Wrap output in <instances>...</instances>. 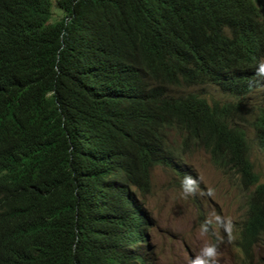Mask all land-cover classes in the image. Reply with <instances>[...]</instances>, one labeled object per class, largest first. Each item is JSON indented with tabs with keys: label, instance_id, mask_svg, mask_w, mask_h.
I'll use <instances>...</instances> for the list:
<instances>
[{
	"label": "trees",
	"instance_id": "trees-1",
	"mask_svg": "<svg viewBox=\"0 0 264 264\" xmlns=\"http://www.w3.org/2000/svg\"><path fill=\"white\" fill-rule=\"evenodd\" d=\"M262 59L264 0H0V264H145L130 190L198 150L245 193L249 259L264 183L240 99ZM251 127L264 153V104Z\"/></svg>",
	"mask_w": 264,
	"mask_h": 264
},
{
	"label": "rangeland",
	"instance_id": "rangeland-1",
	"mask_svg": "<svg viewBox=\"0 0 264 264\" xmlns=\"http://www.w3.org/2000/svg\"><path fill=\"white\" fill-rule=\"evenodd\" d=\"M52 11L56 16L54 7ZM196 92L218 101L229 99L212 87L199 88ZM240 102V120L249 139V158L260 183H264V153L255 144L251 127L256 110L264 104V85L259 92ZM185 163L199 178L200 190L197 194L185 197L180 185L173 184V174L157 166L151 173L149 196H137V201H144L145 212L150 218L147 246L139 251L150 264H190L199 249L210 242L219 247L217 264H243L236 242L245 217V193L239 189L235 177L218 170L203 150L192 152L185 158ZM215 214L232 218L236 231L231 242L215 225L207 238L199 235L197 229L200 223ZM251 253L250 262L246 264H264V237Z\"/></svg>",
	"mask_w": 264,
	"mask_h": 264
},
{
	"label": "clouds",
	"instance_id": "clouds-1",
	"mask_svg": "<svg viewBox=\"0 0 264 264\" xmlns=\"http://www.w3.org/2000/svg\"><path fill=\"white\" fill-rule=\"evenodd\" d=\"M255 78L256 79H255L254 83H256V82H263V83L258 85L257 88L253 92L249 93L248 95H245V97H243V98H246V97H248L250 95H253V94L259 92L261 90L262 86L264 85V59L260 60L258 62V64H257V66H256ZM207 87H211V86H207ZM212 88H215V87L213 86ZM226 97H228V96H226ZM184 163H185V160H184ZM163 168H165V167H163ZM184 168H185L184 170L186 171L187 174H185L183 176L181 181L179 180V178H177V176L175 174H173V172L171 170H169L167 168L166 169L169 170L174 176L173 184L180 185V188H181V191H182L183 195L185 197H188V196L195 195V194H197L199 192L200 183H199V178L195 177V174L192 173V171L188 169L187 165ZM221 172H223V171H221ZM223 173H226V172H223ZM229 174L232 175V173H229ZM237 182H238V180H237ZM238 186H239V183H238ZM239 189H240V187H239ZM130 191L132 193H134V195L136 196V201H137V196H139L140 198H144V197L149 196V194H150V192H149V194H146V195L142 196L138 192H135V191H132V190H130ZM142 202L144 203V201H137V203H142ZM144 206H145V203L143 204V211H144V214L147 216V218H146L147 219V223L145 225V229H143L144 233H145L144 241L138 242V244L134 248H131V251L135 252L136 254H139L143 258L145 264H150L149 261H147L143 257V255L141 254V251H139L140 248H144L145 246H147L146 245L147 244V240H148L147 227L149 226V223H150V218L148 217L147 213L145 212L146 210H145ZM213 225H215L216 227L222 229V231H223L225 237L227 238L228 242H231L235 238L234 237V232L236 231V228H235V225L233 223L232 218L229 217V216H222L220 214L210 215L209 218H207L203 222H201L200 225L198 226V229H197L199 235L201 237H203V238H207L209 233L213 230ZM241 226H242V223L240 225L239 235H240V232H241ZM239 235H238V239H237L236 245H237V247L239 249V252L241 254L242 263L246 264V263L250 262L251 257L248 259L245 256H243V253L241 252V249H240L239 243H238ZM218 256H219V247H218V245L210 243V242L209 243H205L199 249L197 254L190 260V264H217V257Z\"/></svg>",
	"mask_w": 264,
	"mask_h": 264
}]
</instances>
